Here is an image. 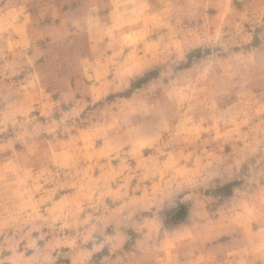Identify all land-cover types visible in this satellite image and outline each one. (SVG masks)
<instances>
[{
  "label": "clouds",
  "instance_id": "clouds-1",
  "mask_svg": "<svg viewBox=\"0 0 264 264\" xmlns=\"http://www.w3.org/2000/svg\"><path fill=\"white\" fill-rule=\"evenodd\" d=\"M0 264H264V0H0Z\"/></svg>",
  "mask_w": 264,
  "mask_h": 264
},
{
  "label": "rangeland",
  "instance_id": "rangeland-1",
  "mask_svg": "<svg viewBox=\"0 0 264 264\" xmlns=\"http://www.w3.org/2000/svg\"><path fill=\"white\" fill-rule=\"evenodd\" d=\"M223 191H226V189H225V190H223ZM184 214H185V213L182 211V212H181V214H180V215H181V217H182Z\"/></svg>",
  "mask_w": 264,
  "mask_h": 264
}]
</instances>
